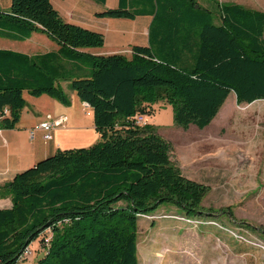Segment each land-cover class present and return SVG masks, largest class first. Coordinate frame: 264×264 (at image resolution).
Masks as SVG:
<instances>
[{
  "label": "trees",
  "instance_id": "1",
  "mask_svg": "<svg viewBox=\"0 0 264 264\" xmlns=\"http://www.w3.org/2000/svg\"><path fill=\"white\" fill-rule=\"evenodd\" d=\"M105 3L106 0H96ZM120 0L97 16L150 15L149 45L94 54L103 33L66 21L51 0H12L0 10V37L44 33L58 50L29 54L0 48V129L19 126L25 93L71 104L64 83L93 110L100 141L59 148L0 185V264H17L40 240L48 247L33 264H139L141 216L174 205L203 215L210 187L185 175L173 143L151 122L153 105H172L174 121L206 128L231 92L238 103L264 99V11L238 3Z\"/></svg>",
  "mask_w": 264,
  "mask_h": 264
},
{
  "label": "rangeland",
  "instance_id": "2",
  "mask_svg": "<svg viewBox=\"0 0 264 264\" xmlns=\"http://www.w3.org/2000/svg\"><path fill=\"white\" fill-rule=\"evenodd\" d=\"M197 1L215 8L211 0ZM239 1L264 11V0ZM0 48L38 50L32 41L7 38H0ZM96 50L105 53L106 47ZM26 97L29 110H36L35 99L29 94ZM73 106L85 129L67 136L69 145H74L67 148L93 145L100 137H95L91 116L85 115L79 98H73ZM155 108L150 121L173 143L172 159L185 175L207 184L210 190L203 201V215L191 217L167 204L140 217L139 264H264V99L238 103L231 92L204 129L177 125L170 104H156ZM47 111H52V106L40 114ZM31 249L27 264L37 262L47 248L36 240Z\"/></svg>",
  "mask_w": 264,
  "mask_h": 264
},
{
  "label": "crops",
  "instance_id": "3",
  "mask_svg": "<svg viewBox=\"0 0 264 264\" xmlns=\"http://www.w3.org/2000/svg\"><path fill=\"white\" fill-rule=\"evenodd\" d=\"M51 3L66 21L104 34L105 44L102 47H106L105 53H99L96 50V48L100 47L87 49L94 54L109 55L122 53L130 57L134 45H149V27L152 16L138 15L135 19L97 16L98 12H102L107 8L118 7L120 0H106L105 3H100L96 0H51ZM234 3L241 4L239 0ZM11 6L12 0H0V10L10 11ZM15 41H32L34 47L38 50L33 53L23 50L29 54L43 53L58 50L59 48L56 42L40 32L33 33L26 40ZM64 86L71 98L70 105H64L56 98L46 94L41 96L31 95L32 97L30 98H34L37 102L34 106L38 108L30 111L28 108L29 99L26 97L28 93H25L28 105L22 112L19 126L12 129H0V185L12 180L18 173L33 167L40 160L54 154L57 149L74 146L69 145L66 141L67 136L74 133V131L78 132L85 129V125L79 122V119L73 111V98L79 97L75 94V91L74 93L72 92L73 90L68 88L67 83H64ZM80 102L83 106L85 105L81 100ZM161 103L167 104L162 101L155 103L153 105L155 111L156 104ZM48 106H52V111H47L46 115L40 114L41 110L47 109ZM85 115L91 116V124L95 137H100L95 130L92 108L86 110ZM59 117H66L65 122L59 126L62 128H55L53 139L46 140L43 130L37 129L36 126L44 120H54ZM70 120L73 123H70ZM33 130L35 131L34 135H32ZM6 199L9 200V203L5 201ZM11 205L12 202L9 196L0 197V208H8Z\"/></svg>",
  "mask_w": 264,
  "mask_h": 264
},
{
  "label": "built area",
  "instance_id": "4",
  "mask_svg": "<svg viewBox=\"0 0 264 264\" xmlns=\"http://www.w3.org/2000/svg\"><path fill=\"white\" fill-rule=\"evenodd\" d=\"M84 106L86 108V110L91 109L89 103L84 102ZM66 120V117H59L56 118L54 120H44L42 122H40V124L38 126H36L37 129H41L44 132V138L46 140H51L54 137V130L55 128L61 126ZM134 122L136 124H146L148 122H150V117L149 115L145 114V113H137L134 117ZM35 131H32V135H34ZM49 239L50 236L46 239L47 240V246H45L46 248L48 247V243H49ZM46 251V250H45ZM33 255V250L31 249V246H29L24 253L22 254L19 262L17 264H27L29 262V257H31Z\"/></svg>",
  "mask_w": 264,
  "mask_h": 264
},
{
  "label": "bare ground",
  "instance_id": "5",
  "mask_svg": "<svg viewBox=\"0 0 264 264\" xmlns=\"http://www.w3.org/2000/svg\"><path fill=\"white\" fill-rule=\"evenodd\" d=\"M140 125H144V124H140Z\"/></svg>",
  "mask_w": 264,
  "mask_h": 264
}]
</instances>
